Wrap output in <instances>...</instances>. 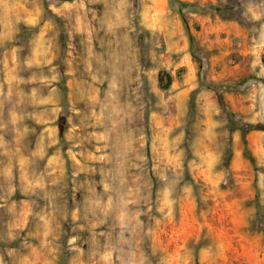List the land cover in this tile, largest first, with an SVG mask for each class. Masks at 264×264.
Listing matches in <instances>:
<instances>
[{
  "label": "rangeland",
  "instance_id": "obj_1",
  "mask_svg": "<svg viewBox=\"0 0 264 264\" xmlns=\"http://www.w3.org/2000/svg\"><path fill=\"white\" fill-rule=\"evenodd\" d=\"M0 264H264V0H0Z\"/></svg>",
  "mask_w": 264,
  "mask_h": 264
},
{
  "label": "trees",
  "instance_id": "obj_2",
  "mask_svg": "<svg viewBox=\"0 0 264 264\" xmlns=\"http://www.w3.org/2000/svg\"><path fill=\"white\" fill-rule=\"evenodd\" d=\"M174 1H176V0H174ZM182 17H183V20H184V23H185L186 29H187V31H188V33H189V28H188V25H187L186 19H185V17H184L183 15H182ZM160 79H162V75L160 76ZM245 143H246V140H245ZM245 153H246L247 155H250L247 146H246V148H245Z\"/></svg>",
  "mask_w": 264,
  "mask_h": 264
},
{
  "label": "bare ground",
  "instance_id": "obj_3",
  "mask_svg": "<svg viewBox=\"0 0 264 264\" xmlns=\"http://www.w3.org/2000/svg\"><path fill=\"white\" fill-rule=\"evenodd\" d=\"M7 1V0H6ZM22 13V12H21ZM18 17V15H16ZM22 16V15H21ZM11 17V16H10Z\"/></svg>",
  "mask_w": 264,
  "mask_h": 264
}]
</instances>
